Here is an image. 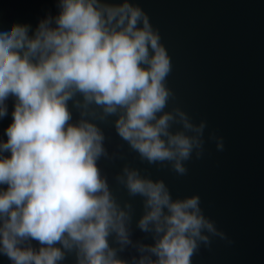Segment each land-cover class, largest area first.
I'll list each match as a JSON object with an SVG mask.
<instances>
[{
	"label": "clouds",
	"instance_id": "1",
	"mask_svg": "<svg viewBox=\"0 0 264 264\" xmlns=\"http://www.w3.org/2000/svg\"><path fill=\"white\" fill-rule=\"evenodd\" d=\"M35 25L0 21V256L10 264H192L213 237L199 194L173 198L163 179L125 164L115 180L143 198L133 239L132 204L114 195L98 164L109 153L98 121L141 161L170 166L204 153L205 120L166 110L171 56L134 0H55ZM74 113L76 114L74 116ZM174 125H179L174 129ZM219 151L224 139L209 135ZM231 243L230 240H228ZM137 254L121 258L127 248Z\"/></svg>",
	"mask_w": 264,
	"mask_h": 264
},
{
	"label": "water",
	"instance_id": "2",
	"mask_svg": "<svg viewBox=\"0 0 264 264\" xmlns=\"http://www.w3.org/2000/svg\"><path fill=\"white\" fill-rule=\"evenodd\" d=\"M159 29L172 61L167 86L174 92L166 110L179 106L193 121L207 122L204 153L185 161L187 172L141 161L121 140L115 117L98 121L109 153L115 159L98 161L110 187L123 203L132 204L133 239L151 243L136 221L143 198L129 196L115 176L125 164L144 175L163 179L173 198L199 194L204 214L215 221L228 240L213 237L201 245L192 264H264V0H134ZM57 11L55 0H0V21L30 23ZM0 120V136L11 122ZM76 114L74 113V116ZM174 129L179 125H174ZM222 136L217 150L210 133ZM137 254L129 247L121 258ZM69 254L63 264H74ZM0 264H10L0 256Z\"/></svg>",
	"mask_w": 264,
	"mask_h": 264
}]
</instances>
